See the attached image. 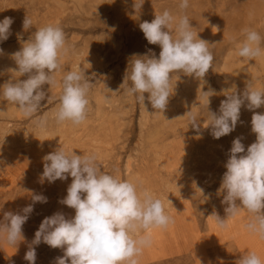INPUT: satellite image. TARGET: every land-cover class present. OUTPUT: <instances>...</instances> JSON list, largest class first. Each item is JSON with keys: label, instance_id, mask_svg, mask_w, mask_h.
Masks as SVG:
<instances>
[{"label": "rangeland", "instance_id": "1", "mask_svg": "<svg viewBox=\"0 0 264 264\" xmlns=\"http://www.w3.org/2000/svg\"><path fill=\"white\" fill-rule=\"evenodd\" d=\"M164 1L0 0V20L11 17L14 21L11 35L0 42V85L26 78L10 71L17 67L12 54L36 28L59 25L72 48L61 60L57 85L43 86L49 97L48 103L42 102L47 105L40 113L49 118L46 128L37 127L15 104L0 97V220L6 212L22 214V209L33 203L32 194L47 197V203L34 204L22 226L24 240L17 247L0 240V264H29L24 257L42 220L56 212L66 218L74 216V209L59 203L67 195L72 177L41 182L43 157L59 147L74 149L78 155L95 153L104 172L136 182L163 201L175 222L166 229L152 230V244L138 257V264H238L248 252H256L264 260V240L244 228L249 215L246 211L230 219L226 229L218 228L210 216L216 212L226 217L224 194L218 192L224 165L235 138L242 137L245 150L255 142L253 111L242 106L235 130L219 139L213 138L210 127L205 128L208 110L219 115L226 95L242 93L248 83L264 88V56L249 61L236 55V45L244 39L243 29H254L264 36V9L256 14L245 9L233 18L235 10L227 14L226 25L221 20L208 25L218 31L207 27L203 37L198 33L209 43L214 56L212 68L203 80L173 73V95L162 113L152 109L147 99L145 108L121 84L134 54L155 53L159 57V45L147 42L139 24L151 22L162 10L158 3ZM210 1L211 6L217 5V11L224 3ZM140 3V10L135 9ZM255 5L264 8V0ZM25 16L33 21L27 32L22 27ZM73 70L85 72L94 83L89 93L90 111L81 125L57 124L52 114L61 93L59 82ZM209 90L214 95L207 109L203 91ZM188 111L198 114L199 132L189 125ZM254 111L264 113V106ZM33 247L35 264H55V259L63 256L62 249L43 242Z\"/></svg>", "mask_w": 264, "mask_h": 264}, {"label": "clouds", "instance_id": "2", "mask_svg": "<svg viewBox=\"0 0 264 264\" xmlns=\"http://www.w3.org/2000/svg\"><path fill=\"white\" fill-rule=\"evenodd\" d=\"M142 4H135V9L140 10ZM189 7L190 0H177L178 12L163 8L151 22L139 24L147 42L159 45L161 51L158 58L151 50V55L134 54L121 88L144 106L147 99L155 111L163 113L167 108L173 95V73L203 80L214 62L209 43L199 38L197 28L190 23ZM13 23L11 17L0 20V42L9 38ZM32 25V19L25 16L23 30L27 32ZM242 34L244 39L237 43L236 55L249 61L264 56V36L250 28L243 29ZM71 51L59 25L36 28L20 50L12 54L17 67L10 71L26 78L10 79L0 85V97L15 104L23 117L37 127L46 128L49 118L40 113L49 97L43 86L57 85L55 77L61 70V60ZM93 84L83 71L73 70L63 75L59 82L61 93L52 114L57 124L70 122L78 126L87 120ZM213 95L212 90L203 91L207 109ZM226 97L219 115L208 110L205 128L210 127L214 139L230 134L240 119L241 107L246 106L253 111L251 131L256 134V140L246 150L242 137L232 141L218 189L224 194L226 217L221 218L216 212L210 216L218 228L226 229L230 219L246 211L249 215L245 230L264 240V113L254 111L264 106V88L248 83L242 93L234 91ZM105 99L108 101L110 97ZM45 100L47 103L42 104ZM187 115L189 125L199 132L198 114L188 111ZM43 160L41 182L72 177L67 195L59 203L74 209L75 214L66 218L64 213L56 212L42 220L24 257L29 264H35L37 254L33 246L41 242L63 250V256L57 257L55 264H138V257L152 244V230L166 229L175 222L166 213L163 201L151 191L104 172L95 153L78 155L74 149L59 147ZM31 199L33 203L25 206L22 214L6 212L0 220V240L10 246L17 247L24 240L22 226L33 212L34 204L47 203V197L42 194H32ZM238 264H264V260L256 252H248L240 257Z\"/></svg>", "mask_w": 264, "mask_h": 264}, {"label": "bare ground", "instance_id": "3", "mask_svg": "<svg viewBox=\"0 0 264 264\" xmlns=\"http://www.w3.org/2000/svg\"><path fill=\"white\" fill-rule=\"evenodd\" d=\"M220 1L224 3L222 4L221 9L217 11L216 10L217 5L211 6L210 0L209 1L208 0H190V7L187 10V14L189 15L191 19L190 21L191 25L197 28L198 33L200 34L202 33V35L199 34V36L203 37L207 33L206 32L207 27H208V30H211L213 28L211 27V29H209L210 27L208 26V25L211 26V22L213 20L214 21L216 20V23H217V20L219 21L221 20V24L224 25L225 19L228 18L227 14H233V11L235 10L237 12L235 13V16L233 18L237 17V14H242V12L245 9L246 10L244 12L250 13V14L259 13V10L264 9L262 7H259V8L255 7L256 6L255 4H259V3L261 4V0H220ZM158 5H159L160 10L163 8H169L174 13L179 11L177 8V0H165L164 3H161V4L158 3ZM239 21L241 20H238L237 22Z\"/></svg>", "mask_w": 264, "mask_h": 264}]
</instances>
